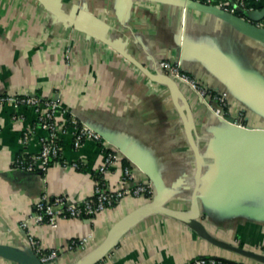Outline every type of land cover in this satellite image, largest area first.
<instances>
[{
	"label": "crops",
	"instance_id": "crops-1",
	"mask_svg": "<svg viewBox=\"0 0 264 264\" xmlns=\"http://www.w3.org/2000/svg\"><path fill=\"white\" fill-rule=\"evenodd\" d=\"M54 1L152 72L157 61H179L184 71L226 93L231 119L264 131V0H249L246 18L206 0ZM3 94L58 98L61 123L74 115L102 140L75 148L73 137L64 135L62 158L45 173L20 172L13 168L16 157L36 154L46 133L32 108L0 104V245L25 254L23 263L0 255V264H44L30 235L45 250L59 251L47 264L89 261L121 219L151 201L126 196L92 219L60 218L56 226L32 219L44 195L93 197L107 151L118 156L115 168L102 175L110 189L124 187L129 165L131 184H152L160 205L179 214L152 210L132 219L94 264H187L198 257L264 264V135L217 118L185 84L151 79L38 0H0ZM26 131L32 134L25 146ZM75 160L84 165L72 168ZM83 238V247H71Z\"/></svg>",
	"mask_w": 264,
	"mask_h": 264
},
{
	"label": "built area",
	"instance_id": "built-area-1",
	"mask_svg": "<svg viewBox=\"0 0 264 264\" xmlns=\"http://www.w3.org/2000/svg\"><path fill=\"white\" fill-rule=\"evenodd\" d=\"M207 4H214L224 13L237 15V11L252 10L246 0H234L232 3H226L222 0H206ZM241 18H246L241 16ZM153 72L160 78L170 82H178L187 85L199 99L208 107V109L219 119L241 129H251L238 120H233L227 113L228 99L225 92L214 89L203 83L197 76L184 71L179 61L160 60L155 63ZM0 104H11L16 108L30 107L37 116V125L45 131V135L40 138V150L36 154H19L13 164L15 170L28 173H45L54 161L62 158L63 146L61 138L64 135L73 137V145L80 148L85 142L101 141L102 135L87 123L77 119L74 115H68L61 123L57 114L61 108L58 98H42L37 95L29 94H3L0 95ZM182 109L183 106H181ZM65 112V111H64ZM32 131H26L23 137V144L26 146ZM118 160L116 153L107 151L104 154L103 162L98 168V177L95 180L94 195L91 198L80 201H72L67 196H56L52 199L43 196L35 205L32 219L40 224H49L56 226L60 218L68 219H92L99 212L114 207L126 196H145L151 201L157 195V191L152 184H131L134 177L132 168L127 165L123 171L124 187L119 190L110 189L102 175L115 168ZM84 165L83 160L70 162V166L79 169ZM26 227L27 223H23ZM90 235L88 238H91ZM29 243L39 258L41 263L47 264L56 260L59 251L45 250L37 239L29 236ZM88 238L73 240L71 247H83ZM219 261L214 258L198 257L187 264H218Z\"/></svg>",
	"mask_w": 264,
	"mask_h": 264
},
{
	"label": "water",
	"instance_id": "water-1",
	"mask_svg": "<svg viewBox=\"0 0 264 264\" xmlns=\"http://www.w3.org/2000/svg\"><path fill=\"white\" fill-rule=\"evenodd\" d=\"M38 1L42 5H44V7L46 9H48L49 11H51L52 13L57 15L58 17L65 19L66 21L70 22L71 24H73L76 27L84 29L85 31H87L88 33L93 35L94 37L98 38L99 40L103 41L104 43H106V44L114 47L115 49H117L124 57H126L128 60L133 62L135 65H137L141 70H143L144 73H146V75L149 76L151 79L157 80V81L163 80V81H166L168 83H171L170 81L163 79V78H160L157 75H155L150 69L146 68L143 64H141L135 58H133L131 55H129L121 46L117 45L115 42H113L110 39H108L107 37H105L102 33L95 31L94 29H91L89 26H87L85 23H83L77 17L63 11L56 1H54V0H38ZM244 130L246 132H259L257 134L264 135V131H261V130H255V129H244ZM197 161L199 162L198 155H197ZM20 172H23V171H20ZM24 173H28V172H24ZM31 174H34V173H31ZM196 180L197 181L200 180L199 175L196 176ZM160 200H161L160 195L157 192V195L154 197V199L152 201H150L149 203L139 207L138 209H136L135 211L131 212L130 214L125 216L123 219H121L109 232L107 244L102 249L101 253L97 257H95L89 261H83V260L80 261V264H94L98 260H100L102 257H104L107 254V252L109 251V249L111 248V245L113 244L114 240L122 235V233L124 231V226L129 221H131L132 219H134L136 217L143 215L145 212L152 211V210H158V211L165 212V213H171V214H176V215L179 214L176 211H171L165 207H162L160 205ZM196 208H197V203H196V200L194 198L193 204L191 207V211L187 215L189 218L195 214ZM263 213H264V211L260 210V214H263ZM0 255L3 257L10 258V259H15L17 261H20L21 263H23L25 261V256H24L25 254L23 251L9 247V246H6V245H0Z\"/></svg>",
	"mask_w": 264,
	"mask_h": 264
},
{
	"label": "trees",
	"instance_id": "trees-1",
	"mask_svg": "<svg viewBox=\"0 0 264 264\" xmlns=\"http://www.w3.org/2000/svg\"><path fill=\"white\" fill-rule=\"evenodd\" d=\"M248 1H249V0H246L247 3H249ZM249 7H251V6L249 5ZM244 14H246V12H244V11H242V10H240V9L237 11V15H239V16H244V17H246ZM246 15H247V14H246ZM247 17H248V16H247Z\"/></svg>",
	"mask_w": 264,
	"mask_h": 264
}]
</instances>
